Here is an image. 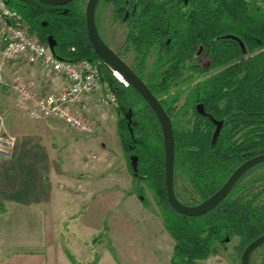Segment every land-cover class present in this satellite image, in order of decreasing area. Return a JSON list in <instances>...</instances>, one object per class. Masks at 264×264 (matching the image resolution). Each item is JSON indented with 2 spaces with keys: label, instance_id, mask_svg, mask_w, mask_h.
Instances as JSON below:
<instances>
[{
  "label": "trees",
  "instance_id": "trees-1",
  "mask_svg": "<svg viewBox=\"0 0 264 264\" xmlns=\"http://www.w3.org/2000/svg\"><path fill=\"white\" fill-rule=\"evenodd\" d=\"M4 1L21 15L29 34L44 43L52 37L55 57L99 63L100 82L117 99L116 129L133 175L132 191L143 205L146 189L154 197L162 225L173 240L172 264H196L216 252V244L233 236L239 237L235 249L240 255L264 233V161L245 170L226 196L203 214L186 215L170 206L158 117L143 96L122 82L92 48L85 28L86 0L63 5ZM110 1L119 21L125 22L121 55L132 52L130 67L171 122L174 196L185 206L197 205L215 193L240 163L264 153V0ZM197 55L201 58L195 60ZM150 56L153 59L145 71ZM202 59L212 71L201 64ZM179 81L187 85V91L178 105L169 92ZM198 103L205 114L195 109ZM189 110V117L180 121ZM184 182L197 199L187 197ZM177 183L183 199L191 202L176 192ZM105 231L104 226L93 235L91 249ZM96 258L94 253L86 264H94ZM248 262L264 264V242L250 251Z\"/></svg>",
  "mask_w": 264,
  "mask_h": 264
},
{
  "label": "rangeland",
  "instance_id": "rangeland-1",
  "mask_svg": "<svg viewBox=\"0 0 264 264\" xmlns=\"http://www.w3.org/2000/svg\"><path fill=\"white\" fill-rule=\"evenodd\" d=\"M110 9V5H107L98 15L97 23L100 33L106 44L109 45L130 66L133 58L132 52L128 51L124 54V57L121 55L124 52L123 39L125 25L123 23L118 24L114 22ZM19 57L22 56L6 57L0 49V65L2 67L0 75L2 79H4V83L0 84V120H2L4 128L8 134L12 135L15 139L10 154L2 153L0 151V159L2 160L1 167L5 169L6 172L8 171L9 176L11 175L14 178L12 186H6L3 184V180L1 181L0 194L5 186L7 189H12L13 187L33 189L32 187H36L39 183L43 182L44 186L42 185L39 190L37 189V193L40 192L43 196L48 195L52 197L51 203H53V206L56 208L55 214L52 216L53 228H57L60 232H63L66 228L70 227L71 229L72 225L76 224L77 230H75L74 233L77 239L84 244V240L90 238V235L95 232V229L92 227H85L82 223H79L78 220H71L70 218L73 214H77L82 208H85V205L90 201V194L95 188L98 190H104L103 192L106 193L108 190H111L108 189L110 186L120 185L122 188L121 191L124 194V197H122L123 199H130L127 198V196L130 195L138 198V200L140 199L132 191L133 175L127 167L119 142L116 129L117 104L114 106L103 107L96 105L97 98L106 95L107 92H111L100 82L99 79L98 84L95 87L97 89L100 85L98 87L100 89L99 93H97L98 95H96L97 97L94 99V106L96 107L94 108L95 112L85 106H77L78 102L73 103L70 107L72 111L80 110L91 118L93 121L92 132H84L76 126L63 122L54 115L37 117L35 116L37 109L34 112H28L19 105L20 95L21 92H23L20 82L25 81L30 83L32 87L31 91L34 92L35 96H40L42 94H37L35 92L34 84L29 79L14 74L13 70H5V64H8V61L10 62ZM152 59L153 56H150L147 59L145 71L148 70ZM202 63L205 64L201 60V64ZM40 66L43 67L41 64ZM55 74L60 75L58 73ZM62 86L60 88H62ZM186 86L187 85L182 81H179L170 89L169 95L172 98L176 97L178 99V105L183 101L184 95L187 91ZM54 90L55 89L48 90L45 93H50ZM84 92L88 91L85 90ZM92 92L89 93L91 94ZM85 94L87 93H83L81 97ZM80 103H82L81 98ZM197 105H201L203 108L202 104L198 103ZM197 105H195V107H197ZM195 109L197 110V108ZM100 112L107 113L110 117L108 119H103L102 124L105 128H102V131L99 127L100 124L98 119L96 118V113L99 115ZM189 114L190 110L186 115L179 118L180 121L183 122L187 119ZM202 114H205L204 110ZM53 120L63 123L64 127L55 128L56 130L52 129L51 131L55 133L53 137H50V135L42 136L39 149L34 150L32 153L34 155L28 156L31 158L32 163H27L25 157L21 156H19L21 159L17 157L18 160H15L14 158L16 157L15 155L18 146V135H16V133L18 131L20 134L23 131L24 133L31 131L40 133V130L43 131L42 126H39L36 123L47 122L46 124L50 126L51 123L49 122ZM22 121L26 122V124L22 125L19 123ZM97 141L106 143L108 147L106 151L110 154V157L105 159L100 166L96 164L97 161L102 160ZM92 142H94L95 145H92ZM35 160H38L37 163H35ZM120 165L123 168L122 171L119 169ZM96 176L97 178H103L102 180L100 178L97 180V187L93 186ZM184 183L189 190V195L187 197L197 199L198 195L194 191H191V187H189L186 182ZM178 185L179 184L177 183L176 192L182 200L191 202L192 199H183L184 197L180 194ZM114 190L121 193L116 187ZM145 194L147 199L146 205H143L139 200V204H137L138 208L135 209L131 207L132 205L130 206L125 200H123L120 204V209H123L132 215L131 220L139 228L145 243L151 247L153 254L158 257L161 264H172L170 262V257L173 240L162 225L160 210L155 203L154 197L147 189L145 190ZM238 243L239 237L233 236L230 240L224 243L216 244V252L203 259L196 260V264H237L240 260V255H238L235 246Z\"/></svg>",
  "mask_w": 264,
  "mask_h": 264
},
{
  "label": "crops",
  "instance_id": "crops-1",
  "mask_svg": "<svg viewBox=\"0 0 264 264\" xmlns=\"http://www.w3.org/2000/svg\"><path fill=\"white\" fill-rule=\"evenodd\" d=\"M7 63L5 70H13L14 74L29 79L34 84L37 94H43L52 89L57 90L65 83L62 76L41 67L36 61H29L26 56ZM98 87L91 94L87 93L81 97L83 106L93 112L96 108L94 99L100 90ZM96 118L102 131V128H105L102 124L103 119L110 117L107 113L100 112L99 115L96 113ZM53 121L49 122L50 126L46 124L47 122L36 123L42 126L43 131L40 130V133L34 131L24 133L23 131L20 134L18 131L16 133L18 146L14 159L18 160L17 157L21 159L19 157L21 156L25 157L27 163H32L28 156L34 155L32 154L34 150L39 149L42 136L53 137L55 133L51 131L52 129L64 127L63 123ZM19 123L26 124L24 121ZM93 144L95 145L94 142ZM97 144L102 160L97 161L96 164L100 166L110 157V154L106 151L108 148L106 143L97 141ZM37 161L35 160V163ZM1 162L0 159V183L3 180L4 185L12 186L14 178L1 167ZM119 169L123 170L121 165ZM99 178L96 176L93 186L97 187ZM42 185L44 186L43 182L32 187L33 189L24 187L7 189L6 186L4 189L1 188L3 191L0 194V203L3 210L0 211V264H86L93 259L94 253L97 257L94 264H161L151 247L145 243L139 228L131 220L132 215L120 209L123 200L135 209L139 204L138 198L131 195L127 196L130 199H123L124 194L120 185L110 186L108 189L111 190L106 193L103 192L104 190L95 188L85 208L70 218L78 220L85 227L95 229L89 240H84V244L74 233L77 230L76 224L63 232L53 228L52 216L56 208L51 203V196L37 193V189L39 190ZM115 187L121 193L115 191ZM104 226L106 227L104 236L94 243L91 249V238L102 232Z\"/></svg>",
  "mask_w": 264,
  "mask_h": 264
},
{
  "label": "built area",
  "instance_id": "built-area-1",
  "mask_svg": "<svg viewBox=\"0 0 264 264\" xmlns=\"http://www.w3.org/2000/svg\"><path fill=\"white\" fill-rule=\"evenodd\" d=\"M0 49L4 56H26L29 61H36L50 72L58 73L65 80L59 90H54L35 96L30 83L19 81L21 92L19 105L35 116H57L65 123H69L84 132L93 131V121L80 110L70 109L73 103L83 107L80 98L83 93L92 92L99 81V63L86 59L67 61L52 54L48 45L28 33L21 15L10 8L4 0H0ZM2 67L0 65V74ZM114 73V71H113ZM4 83L0 75V84ZM88 92H84V91ZM38 99V100H37ZM117 104L115 95L107 92L96 100V105L114 106ZM14 137L6 131L0 120V151L10 154L14 146Z\"/></svg>",
  "mask_w": 264,
  "mask_h": 264
},
{
  "label": "water",
  "instance_id": "water-1",
  "mask_svg": "<svg viewBox=\"0 0 264 264\" xmlns=\"http://www.w3.org/2000/svg\"><path fill=\"white\" fill-rule=\"evenodd\" d=\"M42 3L49 5H63L71 0H39ZM97 0H87L85 6V24H86V34L92 48L98 55L102 58V61L108 64L114 72L119 73L122 78V82L130 83L149 103L154 112L156 113L158 120L160 122L163 134L164 142V180L166 187L167 200L170 206L183 214L186 215H200L216 206L227 194L229 189L232 187L236 179L249 167L255 165L258 162L264 161V153L255 155L242 163H240L228 176L225 182L219 187V189L213 193L205 201L193 205L185 206L181 204L174 196L172 187V170H173V160H174V141L173 133L170 119L162 106L160 105L157 98L151 93L145 82L139 78V76L131 69V67L100 37L93 19L94 8ZM223 38H235L232 35L222 36ZM241 43V41L239 40ZM46 44L51 51L54 50L55 41L52 37H47ZM115 75V74H114ZM116 76V75H115ZM117 77V76H116ZM120 80V79H119ZM197 110L202 113L203 108L201 105H197ZM264 242V233H261L252 241H250L241 251L240 254V264H249L248 255L252 249L257 247L259 244Z\"/></svg>",
  "mask_w": 264,
  "mask_h": 264
},
{
  "label": "flooded vegetation",
  "instance_id": "flooded-vegetation-1",
  "mask_svg": "<svg viewBox=\"0 0 264 264\" xmlns=\"http://www.w3.org/2000/svg\"><path fill=\"white\" fill-rule=\"evenodd\" d=\"M86 2H87V0H86ZM107 5H110V7H111L110 11H111V15H113L112 18H113L114 22H116L118 24L119 23L120 24L123 23L125 25V22H120L119 19H118V16H116V14L114 13V6H113L112 1H110V0H97L96 4H95V8H94L93 19H94L95 27H96V29H97V31H98V33H99V35H100V37L102 38L103 41H104V38L102 37V35L100 33L99 26H98V23H97V19H98L99 13H101L102 10L104 9V7L107 6ZM85 6H86V3H85ZM84 20H85V7H84ZM85 28H86V24H85ZM200 58L201 57L199 55H197L195 57V60H198ZM202 61L205 63V64L202 63V65L205 66L206 69H208V72L210 70H212V69H209V64L206 62L205 59H202Z\"/></svg>",
  "mask_w": 264,
  "mask_h": 264
},
{
  "label": "bare ground",
  "instance_id": "bare-ground-1",
  "mask_svg": "<svg viewBox=\"0 0 264 264\" xmlns=\"http://www.w3.org/2000/svg\"><path fill=\"white\" fill-rule=\"evenodd\" d=\"M121 80H122V78H121V76L119 75V73H117V72H114ZM99 74H100V72H99Z\"/></svg>",
  "mask_w": 264,
  "mask_h": 264
}]
</instances>
